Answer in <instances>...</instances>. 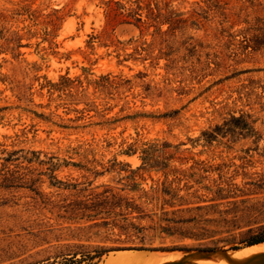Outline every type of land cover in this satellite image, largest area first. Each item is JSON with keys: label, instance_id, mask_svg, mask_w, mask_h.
I'll return each mask as SVG.
<instances>
[{"label": "rangeland", "instance_id": "1", "mask_svg": "<svg viewBox=\"0 0 264 264\" xmlns=\"http://www.w3.org/2000/svg\"><path fill=\"white\" fill-rule=\"evenodd\" d=\"M262 233L264 0H0V264H264Z\"/></svg>", "mask_w": 264, "mask_h": 264}, {"label": "trees", "instance_id": "2", "mask_svg": "<svg viewBox=\"0 0 264 264\" xmlns=\"http://www.w3.org/2000/svg\"><path fill=\"white\" fill-rule=\"evenodd\" d=\"M242 123H238V124H226V125H230L231 127H235V128H239V129H246L247 131H252L251 129V124L243 119L241 120ZM241 124V125H240ZM206 136V139L208 140H212L214 139L215 135L213 133H204ZM145 152V151H144ZM264 241V233H262V235L258 236L255 239H252L249 242V245H254L256 243H260ZM105 250H96L94 253H84L82 254V258L78 259L76 256L74 255L72 257H64L63 260L57 261L54 260L53 262L50 263H46V264H81L83 262H87V263H96L97 261H99L101 259V257L105 254Z\"/></svg>", "mask_w": 264, "mask_h": 264}, {"label": "bare ground", "instance_id": "3", "mask_svg": "<svg viewBox=\"0 0 264 264\" xmlns=\"http://www.w3.org/2000/svg\"><path fill=\"white\" fill-rule=\"evenodd\" d=\"M250 247L257 248L264 252V241L252 244ZM132 261V255L128 252H121L118 256L110 259L109 264H129Z\"/></svg>", "mask_w": 264, "mask_h": 264}]
</instances>
